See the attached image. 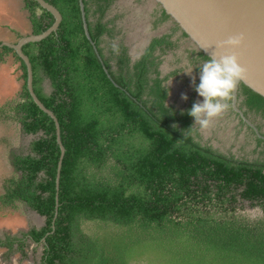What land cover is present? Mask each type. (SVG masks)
Segmentation results:
<instances>
[{"label":"trees","instance_id":"obj_1","mask_svg":"<svg viewBox=\"0 0 264 264\" xmlns=\"http://www.w3.org/2000/svg\"><path fill=\"white\" fill-rule=\"evenodd\" d=\"M47 1L62 12L61 26L24 51L37 94L61 123L67 150L59 189L55 121L32 98L23 59L0 47V62L12 53L24 78L21 99L0 107V120L19 122L28 134L43 132L33 154L14 155L21 174L3 178L1 202L25 201L47 217L45 227L31 231L45 245L43 264H264V217L250 219L234 206L244 187L243 199L264 208L263 167L203 146L189 120L173 123L162 80L150 93L157 111L140 103L145 62L136 90L116 86L87 37L80 0ZM111 1L84 0L93 40L109 29L91 15L103 17ZM25 2L33 33L52 26L51 12L37 0ZM45 76L51 94L42 86ZM244 86L251 104L264 109V97ZM88 221L96 223L91 234L82 229Z\"/></svg>","mask_w":264,"mask_h":264},{"label":"flooded vegetation","instance_id":"obj_2","mask_svg":"<svg viewBox=\"0 0 264 264\" xmlns=\"http://www.w3.org/2000/svg\"><path fill=\"white\" fill-rule=\"evenodd\" d=\"M148 2L149 0H130L129 2L112 0L103 17L98 12L91 15L90 21L93 24H98L102 20L109 29L108 32L100 34L98 41L94 40V42L101 55L100 57L98 54L99 58L107 61L109 65V74L114 84L121 86L119 81L123 82L126 84L125 89L128 93L136 90L140 79L139 73L143 67L142 63L145 62L148 81L140 103L146 105L147 108L154 107L157 111L154 106L155 98L150 93L157 85V80H162L161 87L167 92L165 105L169 109V115L174 117L173 123L181 127L183 120H189L192 136L203 146L235 162L245 160L256 164L258 167H263L264 172V109L251 104V96L246 91L245 84L240 83L237 90H233L231 98L226 101L228 108L214 118L208 128L195 125V119L188 114V110L194 102L203 98L199 97L195 91L193 77L195 82L199 83V71L196 66L211 57L191 42L185 29L177 21L172 20L160 4L151 7ZM91 7L96 8L94 5ZM39 14H42L41 10ZM193 66L191 75L185 73ZM44 85L45 80L42 84L45 91ZM185 95L187 99L183 98ZM16 123L21 126V133H27L21 123ZM8 137L13 146L12 139H18L19 132L9 134ZM34 141L32 140L31 144ZM0 145L2 146V143ZM30 149L28 153H9L11 162L10 166H6V171L11 173L9 176L21 174L16 169L14 155L33 154L32 145ZM2 181L4 183V179ZM3 183L0 187H3ZM243 190L244 187L237 189L236 202L251 203L243 199L240 194ZM23 203L30 210H34L27 202L23 201ZM18 207L16 204L15 208ZM46 225L47 220L43 226L30 227L22 233L23 236L20 238H11L6 235V238L0 241V247L8 248L15 245L25 247L29 240L31 242L33 240L31 231L41 230ZM44 253L45 246L43 257Z\"/></svg>","mask_w":264,"mask_h":264},{"label":"water","instance_id":"obj_3","mask_svg":"<svg viewBox=\"0 0 264 264\" xmlns=\"http://www.w3.org/2000/svg\"><path fill=\"white\" fill-rule=\"evenodd\" d=\"M37 1L42 8L54 16L55 20L52 26L42 33L23 36L17 43L5 41L0 47L6 45L13 48L23 59L27 67V84L32 98L55 121L58 143L61 147L57 177L59 189L63 160L67 150L62 139L61 123L56 113L45 105L35 90L33 63L24 51V46L32 42L42 41L52 33L57 32L63 21V14L57 6L47 0ZM148 3L151 7L160 4L169 13L172 20L177 21L185 29L191 42L211 58L234 51L246 69L243 78L237 80L234 89L237 90L239 84L244 83L264 97V0H149ZM80 5L87 37L100 55L90 33L84 0H80ZM241 34L244 40L239 48L226 49L220 47V42L229 36ZM106 71L109 74L108 68ZM41 134L43 132L39 133V135ZM31 136L36 135L31 134ZM57 199L59 200V196ZM34 212L43 216L36 210ZM43 217L46 219V216Z\"/></svg>","mask_w":264,"mask_h":264},{"label":"rangeland","instance_id":"obj_4","mask_svg":"<svg viewBox=\"0 0 264 264\" xmlns=\"http://www.w3.org/2000/svg\"><path fill=\"white\" fill-rule=\"evenodd\" d=\"M122 1L129 2L130 0H122ZM21 4H22L21 0H0V8L2 10V16H0V42L6 41L11 43H17L19 39H21V37L33 33V27L27 18L28 16L26 15L28 14V12L26 9H24V7ZM9 13L12 15V17L10 18H9ZM18 19H19V23L21 22L23 23L21 27L19 26L18 23H16ZM23 85H24V78H23V71L20 67V63L16 60V58L12 53L6 55L5 62H0V107L6 105L7 103L16 102L17 100H20L21 97L20 95L23 89ZM44 87L47 94L52 93L54 90L52 81L48 77L45 78ZM21 131H22L21 126L16 122L5 123L3 121H0V136H1L0 143H2L3 148H6L4 149L6 154H9L11 152L12 153L30 152L32 140L37 139L39 135L31 136L30 134L27 133L23 134L21 133ZM17 132H19V138L18 139L13 138L12 143L14 145L11 146V141L8 139L9 138L8 135ZM9 174L11 173L6 171L4 173V176H9ZM234 206L237 207L238 214L246 216L250 219H256L264 216V209L262 207L253 206L249 202L235 203ZM30 213L31 210L29 208L27 210V206L25 204L20 206L16 212H13L11 216L8 215L7 218H5V221L7 222L6 224H8V222L13 223L12 229H8L10 227H6L7 225H5L1 229L2 232L3 230H8V234L15 236L22 235L21 230L34 226H40L46 223V220H44L42 217L37 216L39 220H36L33 217L34 212L33 214ZM0 225L2 224L0 223ZM82 229L85 234H91L96 229V223L88 221L82 225ZM32 244L33 242L29 240L25 246V251L27 249L31 250ZM33 248L35 251L34 254L36 260L34 264H40L41 261L39 260L42 257L41 253L44 252V247L42 244H39V245H35V247ZM17 250L15 251L16 253L14 251L12 253H14L15 256L21 254L23 256L22 250L21 251L20 250L17 251ZM28 253L24 254L23 260L27 258L29 259ZM19 258L17 260H19L18 263L21 264L22 263L21 257ZM25 264H31V263L26 260Z\"/></svg>","mask_w":264,"mask_h":264},{"label":"clouds","instance_id":"obj_5","mask_svg":"<svg viewBox=\"0 0 264 264\" xmlns=\"http://www.w3.org/2000/svg\"><path fill=\"white\" fill-rule=\"evenodd\" d=\"M243 35H232L220 42V47L237 49L243 43ZM199 83L193 84L195 91L202 100L193 103L188 114L195 119V125L208 128L214 118L218 117L228 108L226 101L231 98L238 79L243 78L246 69L240 63L239 56L234 52L212 57L198 66ZM193 67L185 71L191 75ZM187 99L185 95L183 97Z\"/></svg>","mask_w":264,"mask_h":264},{"label":"crops","instance_id":"obj_6","mask_svg":"<svg viewBox=\"0 0 264 264\" xmlns=\"http://www.w3.org/2000/svg\"><path fill=\"white\" fill-rule=\"evenodd\" d=\"M21 2H22V6L24 7V9H26L27 10V12H28V14H26L28 17V20H29V22L31 23V25H32V27H33V24H32V22H31V18H30V11L28 10V8H27V6H26V2H25V0H21ZM15 11V10H14ZM16 13V12H15ZM6 15V14H5ZM4 15V16H5ZM12 15H13V12H12ZM12 15L9 13V18L10 17H12ZM0 16H2V10H1V8H0ZM14 19V18H13ZM15 20V19H14ZM16 23H18L19 24V26L21 27L22 26V22L21 23H19V19H18V21H16ZM8 27V26H7ZM33 34V33H32ZM3 42H5V41H3ZM5 149V148H4ZM3 149V147L0 145V185H2V183H3V181L1 182V179L3 180V178H4V173L6 172V166H10V162H11V159H10V156H9V154H6V152H5V150ZM10 175V174H9ZM4 192V189H3V187L1 186L0 187V200H1V196H2V193ZM19 207L20 206H22L24 203H23V201H17V203H16ZM19 207L18 208H15V207H13V206H4V205H2V202L0 201V223L2 224V225H0V241H2V239H5L6 238V235H9V237H11V238H14V237H22L23 235H11V234H8V230H3V232H2V228H3V226H5V225H7L6 227H10V228H8V229H12V227H13V223L12 222H8V224H6L7 222L5 221V218H7V216L8 215H12L13 214V212H16L17 211V209H19ZM30 209V208H29ZM7 210H9V211H7ZM27 210H28V208H27ZM6 212V213H5ZM33 212H34V210H31V213L30 214H33ZM4 214H6V215H4ZM42 217L44 220H47V217H46V219L43 217V216H39V215H37L35 212H34V219H36V220H39V218L38 217ZM36 217V218H35ZM2 219V220H1ZM41 219V218H40ZM43 220V221H44ZM40 222V221H39ZM43 225H45V224H43ZM43 225H40V226H43ZM27 229L28 228H26V229H23V230H21L22 231V233L23 232H26L27 231ZM11 235V236H10ZM32 242H33V244H32V248L33 247H35V245H39V243H37V242H35L34 240H32ZM42 245H43V247L45 246L43 243H41ZM18 247H19V249H18ZM31 248V250H29V249H27L26 251H25V247H22L21 245L20 246H18V245H15V246H11V247H4V246H2V247H0V264H19L18 262H19V260H17L19 257H21V262L23 263V264H25V261L27 260L28 262H30L31 264H34V262L36 261L35 260V251H34V248L32 249ZM22 250V252H23V256H22V254L21 255H14V253H12L13 251L15 252L16 250ZM17 250V251H18ZM29 252V253H28ZM16 253V252H15ZM25 253H28V255H29V259L27 258V259H24L23 260V257H24V254ZM42 254V257H41V259L39 260V261H41V263L43 264V253H41ZM20 259V258H19ZM21 263V264H22ZM40 263V264H41Z\"/></svg>","mask_w":264,"mask_h":264}]
</instances>
